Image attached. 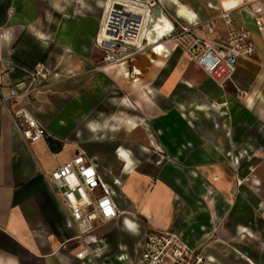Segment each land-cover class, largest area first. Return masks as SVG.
Returning <instances> with one entry per match:
<instances>
[{
  "label": "crops",
  "instance_id": "obj_1",
  "mask_svg": "<svg viewBox=\"0 0 264 264\" xmlns=\"http://www.w3.org/2000/svg\"><path fill=\"white\" fill-rule=\"evenodd\" d=\"M106 1L0 0V95L18 96L6 107L20 108L38 65L59 74L22 100L46 127L43 140L23 139L0 104V264H116L142 251L147 230L177 232L211 264H264V16L258 30L249 6L247 14L239 9L242 0L230 9L249 28L255 52L240 58L220 87L180 51L162 61L155 54L150 58L148 45L121 65L99 62L102 53L92 43ZM178 1L197 14L201 31L210 24L224 33V22L213 21L225 9L220 0H204L209 12ZM158 2L164 10L157 6L154 16H172L174 27L185 23L175 18L171 0ZM182 57L193 65L188 75ZM91 79L104 99L115 92L139 109L125 115L136 127L112 128L120 123L107 119L122 118L117 109L107 113L106 123L86 120ZM139 118L150 122L159 140L148 137L153 145L148 147L136 139L158 155L155 181L144 199L133 198L130 184L151 177L141 161L137 166L130 155L126 171L120 149L102 151L94 140L75 139L94 132L127 136L135 129L146 135ZM79 150L102 179L109 178L119 212L84 238L96 249L90 259L75 257L76 228L44 176Z\"/></svg>",
  "mask_w": 264,
  "mask_h": 264
},
{
  "label": "built area",
  "instance_id": "obj_2",
  "mask_svg": "<svg viewBox=\"0 0 264 264\" xmlns=\"http://www.w3.org/2000/svg\"><path fill=\"white\" fill-rule=\"evenodd\" d=\"M157 6L158 0H111L108 10L104 6L93 44L102 53L106 64L121 65L148 46V40L143 33L149 22H145L144 14L152 15ZM263 16L264 1L253 0L249 19L258 30L263 27ZM218 17L225 24L224 38L217 35L215 27L210 24H206L204 31H201L200 23H184L176 27L172 25L168 35L163 38L171 40L216 86L222 87L235 72L238 60L253 56L255 46L249 28L246 24L236 21L232 10L222 9ZM58 76L56 72L38 65L28 80V86L23 90V99H19L20 108L14 111L6 107V103L11 98L17 100L18 96L0 95V104L5 105L17 131L26 141L33 143L43 140L47 130L25 107L22 100L33 96L42 83ZM44 176L62 204L68 224L76 228V241L80 250L75 257L90 259L96 249H89L83 242L84 238L91 234L98 224L109 223L118 218L119 212L113 201L110 186L103 182L96 164L81 150ZM115 181L114 179L113 183ZM116 264L211 262L202 257L194 247L189 246L177 232L158 230L145 234L142 251L138 255L121 259Z\"/></svg>",
  "mask_w": 264,
  "mask_h": 264
},
{
  "label": "rangeland",
  "instance_id": "obj_3",
  "mask_svg": "<svg viewBox=\"0 0 264 264\" xmlns=\"http://www.w3.org/2000/svg\"><path fill=\"white\" fill-rule=\"evenodd\" d=\"M103 1H106V0H103ZM261 1H264V0H261ZM181 2L189 4V5L191 4L193 7L197 8V9H201V11L205 10V8H206V11H208V9H207L208 6H207V4H205L204 0H181ZM203 4L205 6H203ZM252 4H253V0H242L241 3L239 4L240 5L239 9H241L242 11H244L247 14L246 10H248V6L250 9L252 7ZM212 5H215V4H212ZM158 6L160 7L161 10H164V8L160 5V2H158ZM214 8H211L212 10H210V11H214L213 10ZM103 11H104V9H103ZM216 11H218V9H216ZM102 14L103 13L101 11L100 17H102ZM153 14H154V11H153ZM167 17H168L167 19L169 21L176 22L172 18V16L167 15ZM235 19L238 20L237 17ZM219 20L220 19L218 18V16H216V19L213 21L218 22ZM217 27H218L216 29L217 35L224 38L225 32L223 33V29H220L219 26H217ZM163 39L164 40L161 41L163 43L165 41L169 40V39H165V38H163ZM92 45H93V43H92ZM148 47H149V51L147 54L149 56H151L150 58H152L153 55L155 54V55H158L162 59V61L165 59L164 57H166V59L169 58L171 52H173V51L179 52L180 51L178 48L171 46V44H170V46H168V48L167 47L165 48V46L163 45V48L160 49L159 51L156 50L155 45H153L152 47L151 46H148ZM99 59H101V60H99ZM98 60H99V62L101 61L103 65L106 64V62L103 61L102 57L99 56ZM162 61L159 63L160 65H161ZM193 69H194L193 65L189 61V59H187L186 57L185 58L182 57V70L184 71V75H188V74L192 73ZM125 74H127V73H125ZM125 74H123V76L126 78ZM128 75H129V73L127 74V77H128ZM88 89H89L90 96H89V103H88L89 111L87 112L88 116L86 118L87 121L92 120V121H99V122L106 123L107 120H115V121L120 123V125L117 124L115 127H112L115 129L119 128L120 126H123V125L128 126V128L131 127V129H132L138 125L137 122H132V123L130 122L132 118L125 117V115L129 114V112H130L128 110L134 111L133 109H135V108H133V104H131V102L127 99V97H122L121 99H118V98H116L118 94L116 95V93L114 92L113 93L114 97H112L111 99H106V98L104 99L105 96H104L103 92L100 91L99 92L100 94L96 93V89L94 87V82L92 79L89 82ZM117 93H118V91H117ZM127 107H130V108L127 109ZM116 109L118 110L117 113H120L119 115H121L122 118L118 117L115 119H107V117H108L107 115H109L107 113H110V111H115ZM119 110L122 112H119ZM135 110H136V112L138 111V113H139V109H135ZM138 120H139V124L142 125L141 129L143 131H145L146 135L152 141L159 142L157 136L155 135L154 127L150 124V122L146 119L141 120L139 118ZM75 139H85L88 141L94 140L93 142L98 144L97 145L98 150L102 149V151L107 150V149L110 150L112 146L114 149L113 151L116 154H118L116 151L119 149L125 150L126 152L129 153V155H131L135 159L137 166H138V161L139 162L141 161V164L139 165V167L144 169L145 171L151 173V177H144V178L143 177H140V178L137 177V179L131 180L130 184L133 185V187H132V193L134 194L133 198L134 199L135 198L139 199L141 197L145 198L150 193V190L152 189V184L155 181L153 173L156 172L157 164L155 163V159L158 155L157 154L155 155L154 153L150 152V150L146 146H144L143 144L138 142L136 139L131 138L129 136H126L124 133L123 134H115V133L114 134H108V133L104 134L102 132L101 133L94 132V133H91V135H89V136L79 137V138H75ZM75 139L70 138L67 140L74 141ZM91 142H87V143L89 144ZM140 150H143V152H141ZM125 178L129 179L130 177H129V175H127ZM103 182L107 185L109 184L110 186L112 184V183H110V180L107 177L103 178ZM112 182H113V179H112ZM118 182H119L118 184L122 183V179L120 181L118 180ZM115 192L118 196L117 190ZM119 194H120V192H119ZM147 232H152V231L147 230Z\"/></svg>",
  "mask_w": 264,
  "mask_h": 264
},
{
  "label": "bare ground",
  "instance_id": "obj_4",
  "mask_svg": "<svg viewBox=\"0 0 264 264\" xmlns=\"http://www.w3.org/2000/svg\"><path fill=\"white\" fill-rule=\"evenodd\" d=\"M111 0L106 1V9L109 6ZM175 7V16L178 20L185 22L187 24H199L198 16L197 14L189 7H186V5L180 3L178 0H171ZM221 6L227 10L232 8H237L236 6L240 0H220ZM108 10V9H107ZM106 10V11H107ZM142 12V10H140ZM145 22L148 23V26L144 29V37L146 40H148V45L153 46L155 45V48L157 51L163 48L161 40H163V36L168 35L172 28V23L166 17L163 15L160 16H154V14H144ZM151 19V20H150ZM127 136H130L132 138H135L137 140H140L142 143L146 144L148 147H152V143L149 140L148 136H146L142 131L134 130L130 134H127ZM118 152H120V156L122 158H125V165L124 168L126 171H129L131 169V159L128 152L125 150L120 149ZM118 180L115 181V184H118ZM146 211V208H143V212Z\"/></svg>",
  "mask_w": 264,
  "mask_h": 264
}]
</instances>
